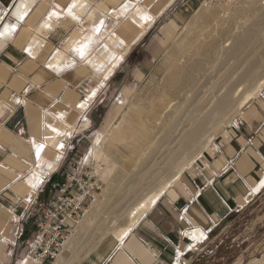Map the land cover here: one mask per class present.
Here are the masks:
<instances>
[{"label": "crops", "instance_id": "obj_1", "mask_svg": "<svg viewBox=\"0 0 264 264\" xmlns=\"http://www.w3.org/2000/svg\"><path fill=\"white\" fill-rule=\"evenodd\" d=\"M176 1L0 0V264H39L27 257L36 233L29 204L43 198L54 175L62 180L76 161L67 160L68 148L70 156L78 152L98 103L115 91L114 60L98 69L83 54L107 28L102 19L144 8L153 18L125 26L127 46L148 35L156 45L164 30H179L177 22L162 20ZM2 28L11 31L2 35ZM58 52L70 60L58 59ZM127 94L115 98L122 108L112 123L121 116L124 128L139 112L143 124L135 131L154 128L162 107L130 105ZM119 105H106L100 126ZM216 132L139 219L120 226L78 264H190L214 230L264 190V88Z\"/></svg>", "mask_w": 264, "mask_h": 264}, {"label": "rangeland", "instance_id": "obj_2", "mask_svg": "<svg viewBox=\"0 0 264 264\" xmlns=\"http://www.w3.org/2000/svg\"><path fill=\"white\" fill-rule=\"evenodd\" d=\"M151 1L148 0V2ZM203 3L204 0L191 2L177 0L172 10H169L162 20L177 22L179 30H164L163 41L156 45H154V38L148 35L136 44L130 45V48L129 45L127 46L126 37L131 34V31L125 26L130 22L143 20L145 17L147 20L153 18V15L146 13L144 8L136 7L135 10L127 8L121 14L105 15L103 19L101 17L107 28L105 27L94 46L89 47L83 54L89 56L90 64L98 69L105 65V61L114 60L113 64L117 70L114 77L115 91L112 92L113 88L110 89L112 93H108L103 97L102 102L98 103L96 121L86 130L87 132H84L87 133L88 138L84 140L78 152L73 150L71 156L72 148H68L67 160L70 159L72 163L85 155L88 159L103 161L105 165L102 167L101 176L104 180V191L98 198L99 206L92 207L91 213H88L91 224L87 227H90L78 232V224L74 229L76 237H79L71 244L68 264H78L97 249L105 238L114 235L120 226L139 219L152 206V201L157 200L165 191L163 189L167 188L196 158L225 121L244 106L241 102L243 103L245 98H248L246 101L248 102L254 94L264 88V21H258L264 15V0H232L209 6ZM149 4L146 8L153 9L148 7ZM250 30L253 31L251 41L242 40L240 37H244ZM238 38H240L237 45L239 52L222 59L218 52L219 46L230 48ZM215 39L219 42L217 43ZM155 42H158V39ZM240 44L243 46L241 47ZM155 53L156 59H153L152 56ZM123 56L126 60L120 62L119 59ZM57 58L70 60L61 52L57 53ZM197 61H202L204 70L197 75L196 79L195 76L192 77L191 84L194 83V90L187 91L184 97L174 93L176 87L174 90V85L166 84V79L172 72L186 71ZM237 83L238 89L230 94L229 90ZM120 91L128 92L125 97L130 105L145 106L147 109L160 104L162 107L155 127H150L151 130H149L152 139L144 144L135 143L138 149L133 153L130 148L133 145L130 136L123 134L128 137L126 140H122L123 137H117L118 140L113 138L114 133L119 130L120 133L117 135H122L121 130H125L126 123L135 118L126 119L124 128L120 124L121 116L112 123L122 108L120 103L117 104L116 101L113 103ZM227 93H229L228 96ZM223 97L227 101L226 105L221 107L218 103ZM168 102L175 103L177 108L174 105H168ZM106 105L119 106L112 110L109 119L100 126L101 116L108 110ZM173 109L177 110L173 111ZM167 110L169 112L172 110V114ZM209 112L211 113L209 125L206 136H203L199 142L200 148L197 151L194 148L184 150L182 135L193 126L194 122L190 119H201ZM177 114L180 115L181 120ZM135 115L137 116V112L133 116ZM168 116L172 118V122ZM175 117L179 119V125ZM83 127L79 128L77 133H81ZM169 127L171 130L168 129ZM155 130L157 132L154 134ZM136 134L137 131H135ZM118 148H124L125 151H119ZM170 150H174L178 156L169 158ZM179 150L184 152L179 153ZM107 155L117 161L118 167L114 172L110 169V158H107ZM140 155L145 160L140 159ZM140 162L146 164L142 166ZM142 168L143 170H140ZM140 171L142 172L138 175ZM115 174L119 176L116 177ZM133 176H138L140 179L137 177L139 181L129 185L128 181ZM54 183L50 181L46 184V188H49L43 198L48 199L53 195ZM72 236L73 234L70 237ZM64 250L60 255L64 254ZM53 264H59L58 258ZM190 264H264V190L219 225L214 230L210 241L196 252Z\"/></svg>", "mask_w": 264, "mask_h": 264}, {"label": "built area", "instance_id": "obj_3", "mask_svg": "<svg viewBox=\"0 0 264 264\" xmlns=\"http://www.w3.org/2000/svg\"><path fill=\"white\" fill-rule=\"evenodd\" d=\"M232 0H204V5L227 3ZM101 160L80 156L53 184V195L46 199L35 196L27 216L36 222V233L28 244L27 257L39 264L53 263L63 252L74 229L102 195Z\"/></svg>", "mask_w": 264, "mask_h": 264}, {"label": "bare ground", "instance_id": "obj_4", "mask_svg": "<svg viewBox=\"0 0 264 264\" xmlns=\"http://www.w3.org/2000/svg\"><path fill=\"white\" fill-rule=\"evenodd\" d=\"M20 6H23V7H25L26 6V4H25V2H20V4H19ZM214 12H215V10H214ZM22 13H24V9H22V12L20 13V15L22 14ZM213 14V13H212ZM212 14H210V15H212ZM216 14V13H215ZM23 15V14H22ZM21 15V16H22ZM210 15H208V16H210ZM20 16V17H21ZM218 17V16H217ZM258 21H260V22H262V21H264V15H262L260 18H259V20ZM13 28V27H12ZM3 29V28H2ZM11 31V28L8 30V29H6V28H4L2 31H1V34L2 35H4V34H7V33H9ZM217 36V35H216ZM219 37V36H218ZM240 38H242V40L243 39H246V40H248V41H251V39L253 38V31L252 30H250L249 32H247V33H245V36L244 37H240ZM240 38H238V39H236L235 41H234V44H233V46L232 47H230V48H224V47H222V46H219V54L221 55V58L223 59H226L228 56H231V55H236L239 51H238V49H237V45H238V41L240 40ZM215 41H216V39H215ZM217 42V41H216ZM219 42V41H218ZM217 42V43H218ZM240 46L242 47L243 46V44H240ZM218 50V49H217ZM239 55V54H238ZM233 58V57H232ZM207 60V59H206ZM210 66V65H209ZM218 67V66H217ZM216 67V68H217ZM220 67V66H219ZM204 70V64L202 63V61H197V62H195L194 64H192L191 65V67H189L186 71L185 70H179V71H177V72H172L171 73V75L166 79V84H169V85H174L173 86V89L175 90V88L174 87H176V90H175V92L174 93H176V94H178L179 96H183L187 91H193L194 89V83L193 84H191V82H192V77L193 76H195V79H196V77H197V75L200 73L201 74V72ZM196 74V75H195ZM240 83V82H239ZM238 87H239V84L237 83V84H235L234 85V87L233 88H231L230 90H229V93L230 94H232L233 92H234V90L235 89H238ZM164 91V90H163ZM166 91V90H165ZM166 92H168V91H166ZM169 93V92H168ZM229 93H227V96L229 95ZM170 94V93H169ZM190 94V93H189ZM159 95H160V93H159ZM186 96V95H185ZM187 96H189V95H187ZM184 97V96H183ZM183 97H182V99H183ZM179 98V97H178ZM178 98H177V100H178ZM188 98V97H187ZM157 99V98H156ZM176 100V101H177ZM187 100V99H186ZM185 100V102H188V101H186ZM188 100H190L189 98H188ZM192 100V99H191ZM248 100V98H245L244 99V102L242 103L241 102V105L243 104V105H245V103H247L246 101ZM180 101V100H179ZM183 101H184V99H183ZM182 101V102H183ZM226 98L225 97H223V99H221L220 100V102L218 103V105L220 104V106L222 107L223 105H226ZM184 102V103H185ZM169 104L168 105H174V104H170V102H168ZM183 103V104H184ZM190 103V102H189ZM186 104V103H185ZM161 105V104H160ZM175 107H176V105H174ZM173 106V107H174ZM181 106H182V104H181ZM145 107V106H144ZM147 107V106H146ZM177 108V107H176ZM186 108V107H185ZM184 108V109H185ZM216 108H217V106H216ZM168 109V108H167ZM175 109V108H174ZM173 109V111H176V110H174ZM183 109V110H184ZM187 109V108H186ZM179 110V109H178ZM190 110V109H189ZM220 110V109H219ZM168 111V113H171L172 112V110H171V112H169V110H167ZM166 111V112H167ZM188 111V110H187ZM201 111V110H200ZM179 112H181V111H179ZM182 112H184V111H182ZM181 112V113H182ZM189 112V111H188ZM187 112V113H188ZM181 113H179V114H181ZM194 113V112H193ZM197 113V112H196ZM172 114V113H171ZM176 114V113H175ZM179 114H177V116L179 117L180 115ZM137 118H136V115L134 116L135 118L134 119H132V120H130V121H128L127 123H126V128H125V130H123L122 131V136L121 137H123L122 138V140H126L128 137H125L123 134H125V135H127V136H130L129 138L131 139V141H133L132 142V144L133 145H131V152L133 153V151H137V147H135V143H138V141H147V142H149L151 139H152V137H150L151 135H150V132H149V130H146V129H144V127H142V129H137V134L134 136V134H135V128H137L139 125H141V124H143V120H142V118H141V114L139 113V112H137ZM164 115V114H163ZM162 115V116H163ZM168 115V114H167ZM170 115V114H169ZM182 115V114H181ZM189 115V114H188ZM190 115H191V111H190ZM198 115V114H197ZM197 115H195V116H197ZM210 115H211V113L209 112V114H207L205 117L203 116V118H201V119H190L191 121H193L192 123H193V126H191L189 129H187L185 132H183V135H182V145H183V147H184V150H186V149H190V148H194L196 151L200 148V144L201 143H199L200 141H201V138L203 137V136H206V133H207V129H208V125H209V118H210ZM176 116V115H175ZM176 116V117H177ZM185 116V115H184ZM165 118L167 117V116H164ZM169 117V116H168ZM172 117V116H171ZM175 117V119L178 121L179 119H177ZM189 117V116H188ZM188 117H186V119L188 118ZM199 117V116H198ZM133 118V117H132ZM170 118V117H169ZM180 118V117H179ZM182 118H183V116H182ZM196 118V117H195ZM174 119V118H173ZM189 119V118H188ZM180 120H181V118H180ZM163 121V120H162ZM173 121H175V120H173ZM176 121V123H178L177 125H179V121L177 122ZM166 122V121H165ZM168 122H169V120H168ZM170 122H172V118H170ZM185 123H186V121H184ZM190 122V121H189ZM215 122V121H214ZM163 123V122H162ZM161 123V124H162ZM175 123V122H174ZM174 123H172L173 125H174ZM175 123V124H176ZM170 125V124H169ZM181 125H182V123H181ZM180 125V126H181ZM186 125V124H185ZM176 126V125H175ZM162 127H164V126H162ZM171 128H172V125L170 126ZM170 127L168 128V129H170ZM179 127V126H178ZM184 127V126H183ZM165 128V127H164ZM185 128H186V126H185ZM163 129V128H162ZM176 129V128H175ZM183 129V128H182ZM171 130V129H170ZM173 130H174V128H173ZM178 130V129H177ZM181 130V127H180V129H179V131ZM163 131V130H162ZM166 131V130H165ZM168 132H169V130H167ZM155 132H157L156 130L154 131V134H155ZM178 132V131H177ZM162 134V133H161ZM165 134V133H164ZM175 134V133H174ZM179 134V133H178ZM180 134H181V132H180ZM160 135V134H159ZM153 136V135H152ZM157 136V135H156ZM170 136V135H169ZM176 136V135H175ZM158 138V137H157ZM160 139V138H159ZM170 139V138H169ZM176 139H177V137H176ZM116 140H118V138H116ZM161 140V139H160ZM121 142V141H120ZM157 142H158V139H157ZM155 145V144H154ZM150 146V145H149ZM157 147H158V144H157ZM134 148V149H133ZM153 148H154V146H153ZM179 148V147H178ZM118 150L120 151V150H122V152H124L125 150H124V148H121V149H119L118 148ZM164 150V149H163ZM177 150V149H176ZM184 150L183 151H180L179 150V153H182V152H184ZM40 151V150H39ZM152 151H153V149H152ZM151 151V152H152ZM150 152V151H149ZM146 153H147V151H146ZM155 153H156V149H155ZM170 153V155H168V157L169 158H175L176 156H178V154H176V153H174V150L173 151H168V154ZM143 154H144V151H143ZM133 155V154H132ZM150 155V154H149ZM192 155V154H191ZM108 156V155H107ZM156 156V155H155ZM148 157V156H147ZM180 157V156H179ZM178 157V158H179ZM191 157V156H190ZM189 157V158H190ZM107 158H110V160H109V164H110V169L111 170H113V172L117 169V165H116V163H117V161L116 160H114V159H112V157H110V156H108ZM133 157H131V159H132ZM141 158H143V157H141V155H140V159ZM139 159V158H138ZM144 160H145V158H143ZM151 159V158H150ZM149 159V160H150ZM57 160V159H56ZM53 161H55V160H53ZM138 161V160H137ZM139 163V162H138ZM140 163H142V162H140ZM150 163V162H149ZM136 164V163H135ZM134 164V165H135ZM143 164V163H142ZM144 164H146V163H144ZM144 164L142 165V166H144ZM57 165H58V163L57 162H54V163H52V165H51V170H53V169H55L56 167H57ZM137 165V164H136ZM140 166V165H139ZM148 166V165H147ZM146 166V167H147ZM153 166V165H152ZM122 167V166H121ZM154 168H156V167H154ZM122 170V169H121ZM125 170V169H124ZM133 170V169H132ZM131 170V171H132ZM140 170H143V168L142 169H140ZM145 170V169H144ZM153 170V169H152ZM127 171V170H126ZM135 171V170H134ZM133 171V172H134ZM123 172V171H122ZM129 172V171H128ZM141 172L142 171H140L139 172V174L138 175H140L141 174ZM124 173H126V172H124ZM119 174H120V172H119ZM116 175V177H117V175L118 174H115ZM122 175V174H121ZM119 176V175H118ZM138 177V176H137ZM137 177L136 176H133V178L132 179H130L129 181H128V184L129 185H131V184H135V183H137L139 180L137 179ZM141 177V176H140ZM128 178V177H127ZM139 178V177H138ZM140 179V178H139ZM128 180V179H127ZM138 180V181H137ZM141 184V183H140ZM166 188V187H165ZM165 188L163 189V191L165 190ZM162 191V192H163ZM161 192V193H162ZM156 201V199L155 200H153L152 201V203H151V205L154 203ZM99 203H100V200H96L92 205H91V208H90V210L88 211V213L91 211V209H92V207L94 208V207H98L99 206ZM88 213L86 214V216L83 218V220L80 222V224L78 225V232L79 231H82V229H87V228H89V227H87L88 225H90L91 224V222H89L90 220H89V216H88ZM91 213V212H90ZM85 224V225H84ZM84 225V226H83ZM77 237H79V236H77ZM76 237V235H75V231H74V233H73V236L72 237H69V239H68V241H67V245H66V247H65V249L66 250H64L65 252H64V254H62V255H60L59 257H58V263L59 264H68V262H69V259H68V257H69V255L71 254V252H70V248H71V244H73V242L76 240V239H78ZM69 245V246H68Z\"/></svg>", "mask_w": 264, "mask_h": 264}, {"label": "trees", "instance_id": "obj_5", "mask_svg": "<svg viewBox=\"0 0 264 264\" xmlns=\"http://www.w3.org/2000/svg\"><path fill=\"white\" fill-rule=\"evenodd\" d=\"M51 181L54 183V182L60 181V179L54 175L52 177V180Z\"/></svg>", "mask_w": 264, "mask_h": 264}]
</instances>
